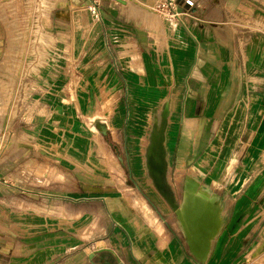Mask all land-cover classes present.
Segmentation results:
<instances>
[{"label": "crops", "instance_id": "0c3cea01", "mask_svg": "<svg viewBox=\"0 0 264 264\" xmlns=\"http://www.w3.org/2000/svg\"><path fill=\"white\" fill-rule=\"evenodd\" d=\"M14 1L0 4L5 24V8L12 10ZM128 1L102 0L95 19L74 9L88 0H67L62 22L72 51L63 79L73 65L82 83H110L109 96L117 99L110 125L100 127L122 146L125 181L91 193L70 184L68 173L53 181L47 169L0 172V264H55V258L58 264H263L264 24L247 25L264 21V0H195L185 26L169 17L174 29L146 7L126 13ZM7 29V52L14 55L18 32ZM109 34L118 41L106 42ZM52 37L47 42H56ZM11 57L2 68L15 72ZM153 150L158 173L151 167ZM187 194L205 195L204 249L192 247L196 239L180 216ZM6 202H14V232ZM247 217L253 219L248 231ZM75 221L78 243L71 250ZM87 225L94 231L90 239ZM59 231L68 239L61 247L53 241ZM252 235L260 243L247 250Z\"/></svg>", "mask_w": 264, "mask_h": 264}, {"label": "rangeland", "instance_id": "374dc122", "mask_svg": "<svg viewBox=\"0 0 264 264\" xmlns=\"http://www.w3.org/2000/svg\"><path fill=\"white\" fill-rule=\"evenodd\" d=\"M5 1L0 0V4ZM159 1L163 0H155L154 4L144 5L137 0L135 2L129 0L126 13H129V9L137 12L140 6H143L146 8L141 7L140 10L151 12L150 15L155 20H162L167 28L174 29L168 23L167 8L157 7ZM177 1L180 5L184 2ZM14 2L15 4L11 5L12 10L5 8L8 23L2 22L3 18L0 17V78L5 81L0 82V160H3L0 163V172L11 174L21 171L33 174L37 171L40 174L47 169L49 173H54L53 181L60 179L58 173H68L70 184L85 185L86 191L91 193L122 183L125 181L124 175L128 172L127 167L124 168L118 159V156H123L122 146L112 142L107 128L103 131L100 127L110 125L109 115L113 104L117 102V99L109 96L111 84L82 83L77 77L78 69L73 65L68 67L69 79L62 77L63 71L67 68L65 61L72 59V51L67 48L65 37L62 35V22L68 14L69 2L67 0ZM74 9L88 11L92 15L88 3L84 8ZM247 10L253 11V8ZM190 14L191 9L188 14L181 16L183 26L189 22ZM263 24L264 21L253 24L252 19L247 26L251 29L256 28L255 25L262 28ZM11 26L18 32L20 40L14 55L13 51L7 52V28ZM49 35L55 37L56 42H47L46 37ZM110 36L109 34L106 42L118 41L119 37L116 35L111 38ZM10 57L11 64H16L15 72L2 68L8 65ZM31 159L34 160L30 161ZM231 165L237 166L238 162L233 161ZM40 178L41 175L34 177L36 181ZM231 180L237 182L238 179ZM127 184L129 185V179ZM232 185L240 186L241 183L238 180ZM13 203L6 202L9 209L7 225L11 232L15 230L16 218V212L10 211L13 209ZM56 219L59 220L60 217ZM55 223L61 221H54V225H57ZM251 225L253 219L250 221L247 217V231ZM261 226L264 251V211L261 215ZM78 228L77 221L70 227L68 247L71 250L78 243L76 235L74 236ZM84 231L87 239H90L94 232L90 225H87ZM258 237L256 235V241L253 240V235L249 237L246 242L247 250L255 248L260 243ZM67 240L60 231L55 232L53 241L58 247H61L62 243L67 244ZM57 260L58 258H55V264L61 259ZM261 261L264 264V258Z\"/></svg>", "mask_w": 264, "mask_h": 264}, {"label": "bare ground", "instance_id": "6f19581e", "mask_svg": "<svg viewBox=\"0 0 264 264\" xmlns=\"http://www.w3.org/2000/svg\"><path fill=\"white\" fill-rule=\"evenodd\" d=\"M152 154H154V151L152 152ZM188 187L191 188V190H194V182H189ZM204 197V194H187L185 201L187 203V207L183 205V207L185 208L180 211V216L187 229V232H192L194 234V238L196 239V241H191V245L193 248H196V246H198L200 249H204V246L207 244L206 240H200L203 239V237H201V233L205 230V210L201 209L205 201Z\"/></svg>", "mask_w": 264, "mask_h": 264}, {"label": "built area", "instance_id": "2783aa9c", "mask_svg": "<svg viewBox=\"0 0 264 264\" xmlns=\"http://www.w3.org/2000/svg\"><path fill=\"white\" fill-rule=\"evenodd\" d=\"M159 6L167 8L169 17L182 21L181 16L183 14H188L190 9L195 6V0H184L182 5H180L177 0H163L159 1L157 7ZM88 7L95 18H101V0H88Z\"/></svg>", "mask_w": 264, "mask_h": 264}, {"label": "water", "instance_id": "95a60500", "mask_svg": "<svg viewBox=\"0 0 264 264\" xmlns=\"http://www.w3.org/2000/svg\"><path fill=\"white\" fill-rule=\"evenodd\" d=\"M103 131H104V128H102ZM155 151V150H153ZM155 155H156V151L154 154L151 153V167H152V170L155 171L156 173L160 172L162 170V167H161V163L158 162L157 160H155ZM157 181L161 182V179L160 178H157ZM101 251V250H100ZM95 254L94 253H91L90 254V257L92 258Z\"/></svg>", "mask_w": 264, "mask_h": 264}]
</instances>
